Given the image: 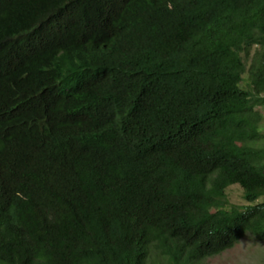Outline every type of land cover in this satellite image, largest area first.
Segmentation results:
<instances>
[{
	"label": "trees",
	"instance_id": "16d2710c",
	"mask_svg": "<svg viewBox=\"0 0 264 264\" xmlns=\"http://www.w3.org/2000/svg\"><path fill=\"white\" fill-rule=\"evenodd\" d=\"M263 108L264 0H0V264L264 242Z\"/></svg>",
	"mask_w": 264,
	"mask_h": 264
},
{
	"label": "rangeland",
	"instance_id": "374dc122",
	"mask_svg": "<svg viewBox=\"0 0 264 264\" xmlns=\"http://www.w3.org/2000/svg\"><path fill=\"white\" fill-rule=\"evenodd\" d=\"M225 192L230 202H242L241 189L237 184H231ZM198 264H264V242L246 233L233 247L204 258Z\"/></svg>",
	"mask_w": 264,
	"mask_h": 264
}]
</instances>
